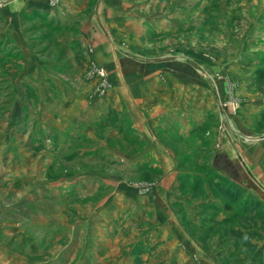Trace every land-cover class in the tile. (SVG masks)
<instances>
[{
    "label": "crops",
    "instance_id": "1",
    "mask_svg": "<svg viewBox=\"0 0 264 264\" xmlns=\"http://www.w3.org/2000/svg\"><path fill=\"white\" fill-rule=\"evenodd\" d=\"M115 2L0 0V74L4 65L9 70L0 81L4 78L16 95L12 115L21 120L25 114L35 116L36 109L34 123L43 125L47 144L74 149L76 160L87 157L91 164L124 167L123 175L85 176L106 181L97 187L111 191L112 207L121 206L100 208L107 215H119L111 217L114 229L121 230L123 248L133 245L120 264H134L137 246L145 251L141 264H222L199 236L188 232L179 210L185 202L181 185L224 178L245 185L264 204V144H234L211 123L216 109L211 108L209 82L202 77L175 76L170 65L155 72L149 71V64H115L105 29L107 18H114L108 10ZM46 38L56 40L64 63L38 54ZM99 66L108 71L106 94L99 93L101 78L91 70ZM176 67L183 74V67ZM207 132L216 142L200 144L198 154L180 153L189 139ZM116 140L123 149L107 144ZM98 154L104 155L102 161H97ZM203 155L209 156L203 171L185 166ZM141 174H148L141 183L150 185L149 194L143 193L140 182L132 181ZM109 233L106 242L93 238L98 244L92 250L93 264H113L121 257L113 249L119 237Z\"/></svg>",
    "mask_w": 264,
    "mask_h": 264
},
{
    "label": "rangeland",
    "instance_id": "2",
    "mask_svg": "<svg viewBox=\"0 0 264 264\" xmlns=\"http://www.w3.org/2000/svg\"><path fill=\"white\" fill-rule=\"evenodd\" d=\"M108 11L114 18L108 17L104 23L109 46L115 51V64H149V71L155 72L165 71L170 65L175 68V76L202 77L209 82L206 87L211 108L216 109L211 123H217L221 133L234 144L244 147L264 144V0H116ZM37 51L41 57L64 63L56 40L46 38ZM160 64L166 66L161 68ZM176 66L183 67V74ZM92 68L93 74L101 78L99 93L106 94L110 87L105 78L108 71L100 66ZM3 71H9L6 65ZM3 76L0 74V78ZM3 79L0 81V264H93L92 250L98 247L97 239L93 238L103 237L106 242L109 232L119 237L120 244L113 249L121 257H116L113 264H120L133 245L123 248L121 230L114 229L116 221L111 218L117 214L100 212V208L114 203L108 202L110 190L97 187L102 183L104 187L107 182L98 183L85 176L123 175L124 167L91 164L87 157L76 160L74 149L59 150L47 144L43 125L34 123L38 110L35 109V116L25 114L21 120L12 115L16 95ZM210 135L207 132L192 137L180 153L198 154L200 144L210 146L216 142ZM226 136L224 140L228 142ZM107 144L123 149L119 140ZM262 153L260 150V159ZM100 154L98 162L104 156ZM208 158L200 156L196 163L185 166L203 171ZM146 175L136 176L132 181L141 183ZM184 183L186 187L181 185L180 196L185 202L179 209L183 222L195 218L194 213L198 223L201 222L200 206L212 205L202 214L221 223L205 224L211 230L209 239L203 243L205 249L230 254L236 264L237 257L245 252L233 230L250 228L264 234V225L250 217L233 216L239 208L248 207L243 197L239 205L232 207L213 189L211 181L203 182L196 192L190 190V183ZM143 184H140L143 193H151L150 185ZM240 186L244 197L260 200L245 185ZM205 189L209 192L206 195ZM115 205L107 209L116 210L120 206ZM234 248L235 255L231 254Z\"/></svg>",
    "mask_w": 264,
    "mask_h": 264
},
{
    "label": "trees",
    "instance_id": "3",
    "mask_svg": "<svg viewBox=\"0 0 264 264\" xmlns=\"http://www.w3.org/2000/svg\"><path fill=\"white\" fill-rule=\"evenodd\" d=\"M211 181L213 185V189L216 192L220 193V197L226 202L229 206H236L239 205V201L244 199V204L248 205L245 209L239 208L238 212L233 216L250 217L253 220H258V222L264 225V204L256 199L251 198L249 196L244 197L242 194L243 188L240 185L234 184L224 178L216 179L212 178L207 182ZM204 181L196 180L190 183V190L196 192L199 191V187L203 184ZM226 184V185H224ZM208 191L205 189L203 193L206 195ZM209 193V192H208ZM243 204V205H244ZM212 206V205H211ZM211 206H209L211 208ZM181 208V204L179 205ZM202 209L201 211V222L198 223L196 218H191L190 221H186V226L190 227V233L194 236H199V239L202 243H205L208 239V232L209 230L205 224L213 223V224H220L221 222L218 221L213 216H207L205 210L209 209L208 206L204 207V205L200 206ZM216 208V207H212ZM221 206L218 207L220 210ZM182 211V210H181ZM200 215V214H199ZM185 221V220H184ZM247 221V220H246ZM250 223V221H249ZM233 234L236 239L241 243L242 249L244 250V254L237 257L235 260L236 264H264V234L255 230V229H244L233 230ZM235 249V248H234ZM145 251L140 248V246L136 247L134 251L135 262L134 264H141L140 256ZM220 259H222L223 264H233L234 259L230 256V254H224L223 252L217 253ZM231 254H237V249L231 251Z\"/></svg>",
    "mask_w": 264,
    "mask_h": 264
}]
</instances>
